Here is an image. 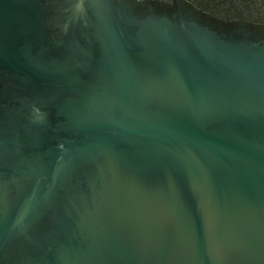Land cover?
<instances>
[{"label": "water", "instance_id": "obj_1", "mask_svg": "<svg viewBox=\"0 0 264 264\" xmlns=\"http://www.w3.org/2000/svg\"><path fill=\"white\" fill-rule=\"evenodd\" d=\"M0 264H264V0H0Z\"/></svg>", "mask_w": 264, "mask_h": 264}]
</instances>
